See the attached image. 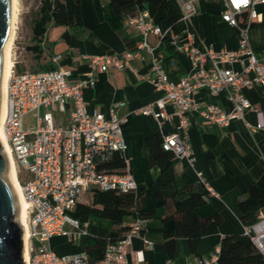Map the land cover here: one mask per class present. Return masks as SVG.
I'll use <instances>...</instances> for the list:
<instances>
[{"label": "built area", "instance_id": "obj_1", "mask_svg": "<svg viewBox=\"0 0 264 264\" xmlns=\"http://www.w3.org/2000/svg\"><path fill=\"white\" fill-rule=\"evenodd\" d=\"M184 24L182 33H176L172 24L165 28L156 22L147 8L140 9L126 19L139 37L138 50L114 54L85 56L90 71L84 79L69 81L71 72L61 67L50 70H17L14 60L12 76L7 91V109L3 129L17 163V176L27 200L28 250L26 264H91L85 253L60 256L54 252L51 239L54 236L79 238L87 233L88 222L71 216L83 190L92 186L103 190L118 189L129 192L138 188V182L127 166L125 159L126 141L123 133L124 119L116 112L117 105L110 108L109 116L101 112H89L84 90L93 87L96 74L105 69H135V62L150 61L149 72L144 78L161 91L162 97L153 104L145 105L138 112L153 115L160 125L162 146L171 151L176 160L187 159L193 165L195 156L186 132L191 110L204 119L220 126H229L234 119H243L248 110L261 113L258 106L246 97L244 90L254 84L264 91V55L258 56L251 42V30L259 21L264 0H219L223 4L221 19L236 29L238 47L233 50L215 51L209 46L199 47L196 35L189 30L192 17L198 13L200 0H174ZM169 36L175 41L184 37L179 46L189 56L192 64L190 73L179 80H172L163 67V56L156 53V46L149 36ZM144 50V52H142ZM57 56L55 60H60ZM238 64L240 70L234 65ZM206 90L210 95L226 92L232 103L227 111L219 105L202 103L197 93ZM174 108L178 116L179 132L166 133L163 123L171 118L166 105ZM158 107V110L155 109ZM68 111L67 122L59 115ZM31 114L35 123L25 125V117ZM250 130L259 129L246 122ZM116 152L125 159V172L107 171L104 164ZM24 174V176H23ZM205 189L213 196L217 193L198 173ZM149 219H132L126 236L116 244H110L102 260L94 264H143L142 251L129 248L134 236L141 235ZM258 251L264 254V208L258 211L257 220L243 228ZM150 249L153 242L145 239ZM220 246L205 258L190 259L186 264H216ZM169 264H177L170 259Z\"/></svg>", "mask_w": 264, "mask_h": 264}, {"label": "crops", "instance_id": "obj_2", "mask_svg": "<svg viewBox=\"0 0 264 264\" xmlns=\"http://www.w3.org/2000/svg\"><path fill=\"white\" fill-rule=\"evenodd\" d=\"M108 4L109 0H82L81 26L51 25L39 40L38 51H30L36 63L35 70L61 67L71 72L69 81L75 83L86 78L90 71V63L85 56L138 50L140 37L136 29L126 21L119 24L111 22L106 15ZM197 8L198 13L188 26L196 35V44L201 48L209 46L217 52L236 49L239 44L237 31L220 17L223 4L219 0H200ZM258 10L261 11V17L251 30V42L258 56H261L264 55V6L258 5ZM159 24L163 28L169 25ZM66 32L69 33L67 37ZM183 41L184 37L177 42L169 36H149V42L156 46V53L163 56V67L172 80H179L192 69L189 56L179 48ZM59 55L61 59L55 60ZM149 68L150 61L147 58L143 62H135L134 70L105 69L96 74L95 85L84 90L87 108L91 113L101 112L109 116L110 108L117 105L116 112L125 121V159L138 184L155 182L161 171L157 164L150 161L155 139L161 136L160 125L153 115L138 112L139 108L156 103L163 94L144 78ZM234 68L240 70L238 64ZM244 93L258 106L260 116L248 110L244 120L234 119L229 126L223 127L191 110L188 112L190 124L186 132L180 131V134L187 135L195 161L191 165L187 159L177 160L175 172L181 175L186 171L199 182L198 173H202L217 196L207 191L205 202L196 208V212L201 216L218 214V220L209 223L197 253H191L188 240L179 237L175 257L170 258L158 246L164 242V231L173 228L172 221L165 223L162 220L165 214L173 212V205L149 197L144 205L155 210L154 216L149 219L141 235L133 237L129 248V254L132 251L143 252V264H169L170 259L177 264H186L193 258L208 257L220 246L224 235L243 233L244 225L240 220L241 211L237 201L246 197L253 186L264 187V91L254 84ZM197 99L204 104L215 103L227 111L232 108L226 92L210 95L206 90H201L197 93ZM155 109L158 110V107ZM166 111L172 116L163 123L164 131L179 132L180 119L173 115V106L166 105ZM59 118L67 122L68 111L60 113ZM246 122L253 127L261 122L262 127L250 130ZM249 206L258 214L264 208V203L252 200ZM131 221L129 219L128 223ZM145 239L153 242V249L147 246ZM51 246L60 256L85 251L84 237L79 238L74 234L70 237L54 236Z\"/></svg>", "mask_w": 264, "mask_h": 264}, {"label": "trees", "instance_id": "obj_3", "mask_svg": "<svg viewBox=\"0 0 264 264\" xmlns=\"http://www.w3.org/2000/svg\"><path fill=\"white\" fill-rule=\"evenodd\" d=\"M81 4L82 0H42L32 26V40L35 43L28 46L29 51H38L39 40L51 25L81 26ZM143 8H147L158 23L172 24L176 33L184 30L173 0H109L106 15L111 22L119 24ZM68 35L66 32L65 37ZM150 161L161 170L155 182L139 184L136 190L129 192L92 186L88 190L92 195L91 201L77 203L73 217L81 222H88L84 253L89 263L102 260L108 246L118 243L126 236L130 229L129 219H151L154 216L155 210L144 205L149 197L165 203L171 202L173 205V212L162 218L165 223L172 221L173 228L164 231V242L158 246L170 258L175 257L179 237L188 240L191 253H197L201 237L206 233L209 223L218 220V214L201 216L196 212V208L205 202L208 192L201 182L186 171L177 175V160L171 151L163 148L161 136L155 139ZM104 168L107 171L125 172L124 155L116 152L104 164ZM252 200L264 203V187L253 186L246 197L237 201V207L241 211L240 220L245 226L257 220V212L249 206ZM216 264H264V254L258 251L251 238L244 233L227 234L222 237Z\"/></svg>", "mask_w": 264, "mask_h": 264}, {"label": "water", "instance_id": "obj_4", "mask_svg": "<svg viewBox=\"0 0 264 264\" xmlns=\"http://www.w3.org/2000/svg\"><path fill=\"white\" fill-rule=\"evenodd\" d=\"M12 18V0H0V114L7 72V43ZM20 205L10 174V164L0 138V264H26L25 231L19 221Z\"/></svg>", "mask_w": 264, "mask_h": 264}, {"label": "bare ground", "instance_id": "obj_5", "mask_svg": "<svg viewBox=\"0 0 264 264\" xmlns=\"http://www.w3.org/2000/svg\"><path fill=\"white\" fill-rule=\"evenodd\" d=\"M21 14H22L21 0H12L11 29H10V34H9L7 43L5 45V52L7 55V72H6V77H5V82L3 86V92H2V103H1V114H0V138L3 142L4 148H5L8 160H9L10 174H11L14 187L16 189L17 196L19 199V205H20L19 221L25 231L24 257H25V260L28 261V257H29L28 232L29 231H28V224H27V200L22 190L21 184L18 180L16 160L13 156L12 149L7 141V136L3 129V121L5 118L6 109H7L8 85H9V80L12 76V69L14 65V61L12 59V46H13V43L16 38L17 31L20 25Z\"/></svg>", "mask_w": 264, "mask_h": 264}, {"label": "rangeland", "instance_id": "obj_6", "mask_svg": "<svg viewBox=\"0 0 264 264\" xmlns=\"http://www.w3.org/2000/svg\"><path fill=\"white\" fill-rule=\"evenodd\" d=\"M42 0H21L22 14L20 16V25L17 31L16 38L12 46V59H16L17 70H35L36 63L32 58V53L28 46L33 42L32 26L34 19L38 16ZM35 123L31 114L25 117V125H33ZM24 176V174H23ZM92 198L91 192L83 190L79 195L80 202H90ZM73 216V211L69 212Z\"/></svg>", "mask_w": 264, "mask_h": 264}]
</instances>
